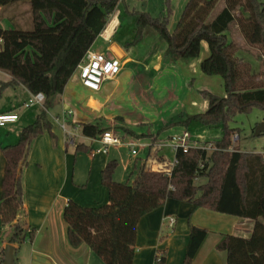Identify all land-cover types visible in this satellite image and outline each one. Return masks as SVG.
Returning <instances> with one entry per match:
<instances>
[{
    "label": "trees",
    "instance_id": "1",
    "mask_svg": "<svg viewBox=\"0 0 264 264\" xmlns=\"http://www.w3.org/2000/svg\"><path fill=\"white\" fill-rule=\"evenodd\" d=\"M218 1L187 0L172 31L168 29V0L165 12L157 16L146 11L130 12L134 18L131 44L141 39L145 27H151L166 43L164 57L168 61L189 62L199 57L201 42L207 44L209 53L199 67L203 74L222 79L224 95L201 90L200 95L208 101L207 109L186 116L183 123L217 127L220 135L196 146H178L169 175L141 165L131 181L119 182L113 179L117 162L109 160L101 170L107 203L85 207L67 201L63 219L70 245L87 244L104 264H133L139 219L168 198L188 202L193 209L201 207L253 220L249 237L225 235L216 249L226 253V264H264V154L241 151L234 145L237 129L229 125L236 114L248 113L252 108L260 109L264 120V2L223 0L222 8L211 17ZM120 2L0 0L1 9L26 5V24L30 25L23 28V21L13 22L16 28L0 26V71L11 77L8 82L0 81V97L3 89L13 84H21L31 94L44 95L42 111L35 121L20 130L15 144L1 147L5 159L0 194V222L4 229L1 243L19 246L34 237V230L24 221L21 184L30 145L50 129L46 111L54 105ZM232 22L245 42L260 51L258 72L239 57L236 45L228 39L226 31ZM78 126L82 135L91 138L106 130L91 123ZM82 146L78 144L76 149ZM189 229L184 264H191L207 233L195 226ZM163 260L161 255L157 264H163Z\"/></svg>",
    "mask_w": 264,
    "mask_h": 264
},
{
    "label": "crops",
    "instance_id": "2",
    "mask_svg": "<svg viewBox=\"0 0 264 264\" xmlns=\"http://www.w3.org/2000/svg\"><path fill=\"white\" fill-rule=\"evenodd\" d=\"M129 4L121 0L92 44L97 52L120 62L117 75L103 81L100 89L94 92L81 85L76 68L54 105L46 111L50 129L44 130L31 143L21 174L24 221L34 230V237L31 242L25 240L19 246L0 242L3 250L0 264H4L7 245L13 248L9 264H104L87 244L70 245L67 224L63 219L67 201L72 200L85 207L107 203L108 191L101 184V170L109 160L117 162L120 151L125 155L119 166L117 162L118 169L113 173L115 181L124 182L130 177L131 181L141 165L160 171L161 163L175 158L171 139L184 132L191 138L188 127L193 122L185 125L183 120L186 116L207 109L208 101L200 91L224 95L221 78L207 76L200 70L201 60L209 53L205 42H201L199 57L189 62L168 61L164 57L166 43L148 26L143 29L141 39L131 44L134 23L129 17L135 9ZM4 9L11 14V24L23 23V15H28L26 5L15 10L0 8V13ZM226 35L236 45L239 57L258 72L259 51L245 42L236 23L233 30L226 31ZM10 80L7 73L0 71L1 82ZM31 95L21 84H13L3 89L0 97V113L18 115L15 122L0 126V194L5 161L1 147L15 144L20 130L34 122L43 108L40 104L25 105ZM151 102L154 107L161 106L157 113L154 108L151 111ZM66 111H71L66 118V128L75 135L72 144L67 142L60 126ZM261 122H264L263 117ZM80 123L98 124L111 130L123 141L134 143L136 154L132 155V148L125 145L109 147L107 153L92 154L100 147L98 136L82 135ZM200 137L192 140L195 143L202 141ZM78 144L83 146L76 149ZM260 153L264 154V150ZM155 154L157 159L153 161ZM169 216L175 218L172 227L167 224ZM253 225L251 219L201 207L193 209L188 202L168 198L159 208L139 219L133 264H155L157 251L164 256L163 264H184L190 226L207 232L191 264H226V253L218 251L216 245L225 235L249 237ZM3 230L0 222V237Z\"/></svg>",
    "mask_w": 264,
    "mask_h": 264
},
{
    "label": "built area",
    "instance_id": "3",
    "mask_svg": "<svg viewBox=\"0 0 264 264\" xmlns=\"http://www.w3.org/2000/svg\"><path fill=\"white\" fill-rule=\"evenodd\" d=\"M121 64L118 60L108 58L103 53H99L90 46L80 63L77 65L78 77L81 85L90 90V91H98L101 87V84L105 80L113 79L117 73L120 71ZM44 95L42 93L32 94L30 99L25 103L26 106L32 104H40L43 106ZM71 115V111L64 112L62 116V122L60 124L61 128L65 132L66 140L70 144L73 143L75 135L70 133L66 128V118ZM18 119V115L16 113L8 112V113H0V126H4L7 123H13ZM238 136L235 134L233 139H237ZM97 141L100 143V147L91 153L94 152H102L107 153L109 147H116L120 145L128 146L131 149V154L135 155V144L130 141H123L121 137L115 135L111 130H105L102 132L97 138ZM189 134L184 132L181 136H175L171 139L173 149L175 150L178 146L183 148H187L189 146H196L195 144H189ZM157 159V155L155 154L152 158L153 161ZM175 158L172 161H165L161 163L160 171L165 172L166 174H170L171 170L175 164ZM175 223V218L173 216H169L167 218L168 226L172 227ZM160 252H156L155 254V264L159 261L161 257Z\"/></svg>",
    "mask_w": 264,
    "mask_h": 264
},
{
    "label": "rangeland",
    "instance_id": "4",
    "mask_svg": "<svg viewBox=\"0 0 264 264\" xmlns=\"http://www.w3.org/2000/svg\"><path fill=\"white\" fill-rule=\"evenodd\" d=\"M125 1L130 3L129 5H133V6H131V8H134L135 10H139V11H147L152 16H157L160 13H164V7H165L164 2H165V0H125ZM186 1L187 0H168L169 7L171 9V15H170L169 24H168V29L170 31H172L173 28L175 27L176 22L180 16V13H181L182 8H183ZM259 1L264 2V0H259ZM18 6L20 7L21 5L16 4L13 6L6 7V8H10V10H11V8H13V10H15V8H17ZM222 6H223V0H219L216 4L212 14H211V17L220 8H222ZM125 17H126V14H124L123 18H125ZM27 18H28V15H26V14H24L22 17V20L25 22L24 23L25 26H23V28L24 27L30 28V25L27 26V24H26ZM129 18L131 19V22L134 23L133 17L130 16ZM10 19H11V14L6 13L5 9L3 11H1V13H0V25H4V26L8 25V27H6V28H9V27L10 28H16L15 25H12L10 23ZM228 29L229 30L234 29V22H232L229 25ZM160 40L162 41V39H160ZM259 53H260V51H259ZM216 77L220 78L219 76H216ZM134 79H135V77H133V80ZM220 80H222V79H220ZM222 90L224 92L223 83H222ZM151 107H152V108H150L151 111L153 108L156 110L155 113H157L161 109V106L154 107L153 102H151ZM262 117H263V112L260 109L252 108L248 113L236 114L233 117L232 121L229 123L230 127L237 129L238 139L234 141V145L238 146V148L241 151L257 153V152H261L262 150H264V133L259 135V136H255V134H254L256 127L261 123ZM158 119L161 120V117H158ZM197 126H199V129H196V128H198ZM188 130L191 132V138H189V140H188L189 144L195 143L193 140L200 137V135H202V137H200V139L202 141L196 142L195 145H198L200 143L203 144V140L205 141V139L216 138L220 135L219 128H217V127H209V128L208 127H202V125L195 123V122L190 123ZM201 130H203L204 133H201ZM195 131L199 132V134H196L197 132H195ZM197 135H199V136H197ZM166 140H168V139L166 138ZM140 153H141V151H140ZM118 155L120 157V158H117V162H118V166H119V164H121V159L124 158L125 152L120 151ZM118 166L116 167L115 172L117 171ZM115 172H114V174H115ZM130 179H131V177L129 178V181H130ZM202 181H203L202 179L198 180V182H202Z\"/></svg>",
    "mask_w": 264,
    "mask_h": 264
},
{
    "label": "water",
    "instance_id": "5",
    "mask_svg": "<svg viewBox=\"0 0 264 264\" xmlns=\"http://www.w3.org/2000/svg\"><path fill=\"white\" fill-rule=\"evenodd\" d=\"M264 131V122H261L255 129V136H259ZM12 246L7 245L5 247V257H4V264H9L11 262V253H12Z\"/></svg>",
    "mask_w": 264,
    "mask_h": 264
}]
</instances>
